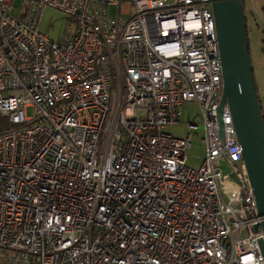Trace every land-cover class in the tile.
Wrapping results in <instances>:
<instances>
[{"label": "built area", "instance_id": "obj_1", "mask_svg": "<svg viewBox=\"0 0 264 264\" xmlns=\"http://www.w3.org/2000/svg\"><path fill=\"white\" fill-rule=\"evenodd\" d=\"M123 2L0 0L5 264H264L227 103L220 130L211 0ZM47 8L66 17L61 39L40 28Z\"/></svg>", "mask_w": 264, "mask_h": 264}, {"label": "water", "instance_id": "obj_2", "mask_svg": "<svg viewBox=\"0 0 264 264\" xmlns=\"http://www.w3.org/2000/svg\"><path fill=\"white\" fill-rule=\"evenodd\" d=\"M219 42L224 89L219 107L220 130L227 103L258 212L255 226L264 232V113L255 80L244 0H211ZM264 254V239H261Z\"/></svg>", "mask_w": 264, "mask_h": 264}, {"label": "rangeland", "instance_id": "obj_3", "mask_svg": "<svg viewBox=\"0 0 264 264\" xmlns=\"http://www.w3.org/2000/svg\"><path fill=\"white\" fill-rule=\"evenodd\" d=\"M133 1V0H130ZM16 8L21 4V0H14ZM245 10L247 14V22L249 28V38L251 44V56L255 73V80L259 92V97L264 113V0H245ZM112 13H116V7L112 6L110 8ZM63 20L66 17L62 16ZM200 109L198 105L189 103L185 106V120L191 123H201V118L199 116ZM27 113L32 114V108H29ZM168 131L174 133L177 136H184L188 132V126L185 124H178L168 127ZM199 137L203 135V126L198 128ZM206 148L204 143L199 138H195L193 141V146L189 149V164L196 167L200 164L201 158L204 156ZM225 171H228L225 168Z\"/></svg>", "mask_w": 264, "mask_h": 264}, {"label": "crops", "instance_id": "obj_4", "mask_svg": "<svg viewBox=\"0 0 264 264\" xmlns=\"http://www.w3.org/2000/svg\"><path fill=\"white\" fill-rule=\"evenodd\" d=\"M122 10L125 12L131 11V1L124 0L122 3ZM62 13L58 10L47 8L43 12L40 28L43 32L48 33L52 38L61 39L63 38L64 29H65V19L63 20ZM264 18V14H262ZM0 264H5L4 255L0 253Z\"/></svg>", "mask_w": 264, "mask_h": 264}, {"label": "trees", "instance_id": "obj_5", "mask_svg": "<svg viewBox=\"0 0 264 264\" xmlns=\"http://www.w3.org/2000/svg\"><path fill=\"white\" fill-rule=\"evenodd\" d=\"M263 11H264V7H263Z\"/></svg>", "mask_w": 264, "mask_h": 264}, {"label": "flooded vegetation", "instance_id": "obj_6", "mask_svg": "<svg viewBox=\"0 0 264 264\" xmlns=\"http://www.w3.org/2000/svg\"><path fill=\"white\" fill-rule=\"evenodd\" d=\"M244 2H245V0H244Z\"/></svg>", "mask_w": 264, "mask_h": 264}]
</instances>
